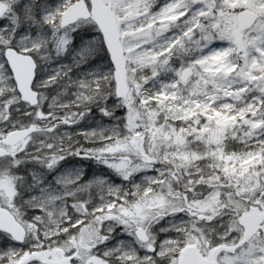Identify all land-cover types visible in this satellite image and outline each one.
<instances>
[{"label":"snow or ice","instance_id":"6c2138e0","mask_svg":"<svg viewBox=\"0 0 264 264\" xmlns=\"http://www.w3.org/2000/svg\"><path fill=\"white\" fill-rule=\"evenodd\" d=\"M0 264H264V0H0Z\"/></svg>","mask_w":264,"mask_h":264}]
</instances>
